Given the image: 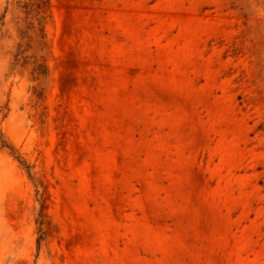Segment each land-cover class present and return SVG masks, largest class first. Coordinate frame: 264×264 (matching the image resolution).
Instances as JSON below:
<instances>
[{
	"label": "rangeland",
	"instance_id": "1",
	"mask_svg": "<svg viewBox=\"0 0 264 264\" xmlns=\"http://www.w3.org/2000/svg\"><path fill=\"white\" fill-rule=\"evenodd\" d=\"M0 264H264V0H0Z\"/></svg>",
	"mask_w": 264,
	"mask_h": 264
}]
</instances>
